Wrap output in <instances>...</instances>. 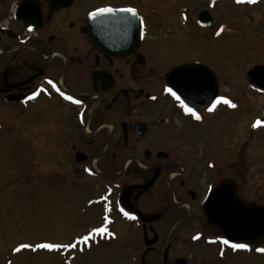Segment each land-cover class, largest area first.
Listing matches in <instances>:
<instances>
[{"label": "flooded vegetation", "instance_id": "flooded-vegetation-1", "mask_svg": "<svg viewBox=\"0 0 264 264\" xmlns=\"http://www.w3.org/2000/svg\"><path fill=\"white\" fill-rule=\"evenodd\" d=\"M207 3L206 8L196 12L194 23L177 27L176 36L151 41V18L145 13L147 6L143 10L140 2L136 7L115 6L111 0H0V122L27 125L31 121L38 128L37 136L32 137L41 140L40 146L47 144L44 152H54L55 148L56 154H52L61 160L59 168L51 169V175L69 178L71 174L79 182L94 181L93 188L103 191L101 202L108 200L114 205L101 208L105 214L99 218L106 224V231L91 234H111L108 229L114 218L115 242L122 238L116 226L119 220L139 230V256L135 253V235L128 233V238L122 239L132 264H177L178 260L188 264L190 258L173 257L172 249L180 237H185L189 225L197 221L213 234L212 246L220 244L223 249L233 250L207 225L202 205L208 192L220 184L234 186L236 197L246 203L240 197L246 181V142L228 151L224 163L211 154L206 166L184 147L181 151L177 140L187 131L184 120L193 115L165 90L169 87L166 77L176 67L201 64L217 78L216 71L205 59L180 61L182 57H176L180 62L171 66L152 60L160 43L162 49H168L171 41L176 42V55L182 56V46L190 40L191 48L198 51L199 31H211V40L220 39L231 25L212 13L218 5L255 11L256 22L253 17H243L248 30L242 33H246L242 44L264 52V0L252 4L236 0ZM100 8L136 10L139 33L137 39L135 31L129 37L128 42H135L130 51L115 56V22L112 54L96 48L89 40L88 16ZM183 12L180 20L186 22L187 11ZM201 12L208 13L210 26L197 23ZM254 68L261 69L250 75ZM243 74L245 89L264 98V62L252 65ZM218 97L235 104V110L230 107L235 114L244 113L239 100L231 95L221 94L218 89ZM164 101L174 102L177 108L172 112L161 108ZM208 110L209 107L193 109L197 115ZM263 112L249 125L250 132L257 130L252 127L258 120L263 121L258 129L264 128ZM47 113V126L37 124ZM177 117L181 120L179 128L175 126ZM144 185L147 186L143 188ZM111 212L115 217L110 216ZM125 212L129 215L125 216ZM178 226L182 230L175 233ZM150 241L154 242L147 245Z\"/></svg>", "mask_w": 264, "mask_h": 264}, {"label": "rangeland", "instance_id": "rangeland-1", "mask_svg": "<svg viewBox=\"0 0 264 264\" xmlns=\"http://www.w3.org/2000/svg\"><path fill=\"white\" fill-rule=\"evenodd\" d=\"M111 1H115V6L137 7L139 2L142 9L147 6L145 13L151 18V41H160L170 34L176 36L177 27L194 23L196 12L208 4V0ZM231 6L218 5L212 10L218 20H226L231 25L220 39L211 40V31H199L196 42L198 51L194 50V46L191 48L190 40L184 42V50L180 51L182 56L176 55V42L171 41L168 49H162L160 43L161 47L153 54L152 60L171 66L190 58L205 59L216 71L220 93H227L239 100L243 114H235L231 105L221 101L213 110L198 114L200 119L192 116L184 120L187 131L183 139L177 141L182 145L181 151L192 152L193 158L205 166V162L212 158L211 154L224 163L228 151L245 141L247 170L245 189L240 190V197L247 204L264 207V128L250 132L249 126L262 115L264 98L245 89L247 82L243 74L252 65L264 62V52L259 53L255 48L249 49L242 44L243 35L246 34L242 33L248 30L246 21L253 17L256 22L255 11ZM183 10L187 11L186 22L180 20ZM163 104L161 108L169 112L177 108L174 102L164 101ZM233 108L235 110L236 107ZM175 120V126L179 128L181 120L178 117ZM48 121L47 113L37 124L46 127ZM37 131L38 128L31 121L27 125L0 122V264H132L128 261L129 249L122 239L128 238V233L135 235V253L139 256L142 251L137 234L139 230L119 220L116 226L122 237L120 240L115 242V234L112 238L109 235L92 236L93 231L104 227L99 218L105 214L101 208L114 204L108 200L101 202L103 191L93 188V180L79 182L71 174L69 178L62 174V177L60 174L51 175V169L59 168L61 160L52 154L56 152L55 148L54 152L42 150L47 144L41 147V140L32 137L37 136ZM240 186L243 187V184ZM110 216L115 217V214L111 212ZM113 221L108 231L115 233V218ZM191 225L196 226L191 228ZM191 225L185 230V237H180L179 243L176 241L173 246V257L190 258L188 264H264V253L254 248H264V241L257 246L249 245L247 252L229 251L220 244L212 246L215 241L213 234L202 223L197 221ZM181 230L182 227L178 226L175 233ZM85 237L89 238L85 240ZM45 243L61 247L52 250L37 247ZM67 244L76 246L63 247ZM21 245L30 247L21 248Z\"/></svg>", "mask_w": 264, "mask_h": 264}, {"label": "water", "instance_id": "water-1", "mask_svg": "<svg viewBox=\"0 0 264 264\" xmlns=\"http://www.w3.org/2000/svg\"><path fill=\"white\" fill-rule=\"evenodd\" d=\"M115 22V56L130 51L135 43L128 42L135 31L138 36L140 18L115 9L111 13L89 15L88 32L92 44L112 54ZM197 23L202 27L211 25L207 12H201ZM181 69H195L194 72H180ZM261 68H254L250 75ZM169 87L173 88L182 104L201 110L209 106L218 94L217 79L213 72L200 64H186L174 68L166 77ZM150 184V183H148ZM147 184V185H148ZM147 185L142 186L143 188ZM123 206H127L123 203ZM207 225L229 244H247L257 246L264 241V207L241 202L235 195L234 186L220 184L210 190L202 205ZM142 218V217H141ZM146 221L147 219H143ZM150 241L147 245L152 244ZM177 264H183L178 260Z\"/></svg>", "mask_w": 264, "mask_h": 264}, {"label": "snow or ice", "instance_id": "snow-or-ice-1", "mask_svg": "<svg viewBox=\"0 0 264 264\" xmlns=\"http://www.w3.org/2000/svg\"><path fill=\"white\" fill-rule=\"evenodd\" d=\"M236 2L237 3H250V4H252V3H256L257 0H236ZM113 11L114 10L112 8H100V9H97L96 12L90 13V15L93 16V17H95L98 14L111 13ZM120 11L130 13L132 16H136L137 15V12H136V10L134 8L120 9ZM179 71L180 72H194V71H197V70H195V69H181ZM49 83H52V82L49 81ZM165 90L168 93H170L171 95H173L174 97H176L177 100L180 99V97L177 96L176 92L173 91V88L172 87H167ZM66 98L67 99H72L71 97H66ZM221 101H223L226 104H230L232 107H236V105L235 104H232L231 101L226 100L223 97H218L216 99L215 103L212 104V108H209V111L213 110L215 108V105L217 103H220ZM77 103H79V101H77ZM184 107H185V110L187 112H189L190 114H192L193 116H195L196 119H200V117L193 111V109L188 108L187 105H184ZM260 123L261 122L259 120L256 122L257 125H259ZM121 211H123V209H121ZM124 215L125 216H128L129 214L127 212H125ZM95 231L96 232H100V233H104L106 230L104 228H99V229H96ZM88 238L89 237H85L84 239L87 240ZM222 243L225 244V245H228L229 244V241L227 239H225V240L222 241ZM75 246H76L75 244L63 245V247H66V248H73ZM20 247L21 248H25V247H30V246L29 245H21ZM37 247H39L41 249H49V250H52V249H57L58 247H61V246L56 245V244H51V243H45V244L37 245ZM231 248L233 250H236V249H245L246 250V249H248V245L247 244L232 243L231 244ZM17 251H19V249H17ZM257 251L264 253V248H258ZM221 255H223V252H221Z\"/></svg>", "mask_w": 264, "mask_h": 264}]
</instances>
